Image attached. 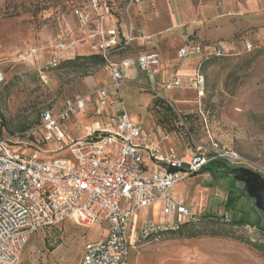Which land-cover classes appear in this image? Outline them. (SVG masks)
<instances>
[{
	"label": "rangeland",
	"instance_id": "rangeland-1",
	"mask_svg": "<svg viewBox=\"0 0 264 264\" xmlns=\"http://www.w3.org/2000/svg\"><path fill=\"white\" fill-rule=\"evenodd\" d=\"M90 1L0 0L3 135L21 141L13 145L15 151L31 156L39 149L42 160L68 157L73 162L69 152L54 141H42L41 115L44 111L58 114L69 100L110 83L104 65L61 66L66 59L98 53L102 28L116 24L126 31L133 27L136 39L128 53L155 50L162 55L166 75L159 81L160 88L182 63H192L187 61L190 58H177L186 39L222 42L228 50L224 55L202 61L205 96L201 99L190 89L192 77L185 78L182 88L162 90L174 100V107L156 97L148 74L140 73L121 88L126 114L147 132L160 126L173 134L178 122L174 108L181 110L192 139L189 134L174 135L176 152L191 154L198 144L209 148L207 141L213 137L244 159L227 163V170L236 173L227 174L209 164L182 179L174 195L194 208L200 221L185 234L144 244L131 252L128 264H264V254L253 245L264 246V189L255 175L264 179V0H107L110 14L93 10L89 21L82 22L77 10ZM64 43L71 47L58 48ZM174 94L182 106L175 103ZM95 118L92 109L63 126L76 134ZM116 148L107 146L106 153L112 155ZM137 217L138 226L146 220L175 222V216L163 214L161 201L139 210ZM235 220L241 222L234 225ZM189 232L199 236L186 237ZM109 233L106 221L86 227L66 220L32 235L18 264H79L85 246L105 240Z\"/></svg>",
	"mask_w": 264,
	"mask_h": 264
},
{
	"label": "built area",
	"instance_id": "built-area-1",
	"mask_svg": "<svg viewBox=\"0 0 264 264\" xmlns=\"http://www.w3.org/2000/svg\"><path fill=\"white\" fill-rule=\"evenodd\" d=\"M100 9L101 15L110 14L107 0H91L79 7L77 13L82 22H87L91 12ZM133 32V27L125 31L116 24L98 31L103 36L98 53L105 59L111 81L97 88L96 118L89 125L80 126L76 134L63 126L65 121L89 113V96L69 100L58 114L44 111L41 115L42 141H54L61 150L69 152L73 162L68 157L42 160L39 149L31 156L15 151L13 145L21 141L3 135L0 129V264H18L32 235L66 220L86 227L99 221L109 224V236L88 243L79 264H128L132 251L177 232L185 223L200 221L194 208L174 195L175 186L182 179L215 160L229 164L243 162L236 150L220 146L213 137L207 141L209 148L198 144L193 155L181 157L174 148L165 154L161 141L168 134L164 129L157 126L145 135L142 125L129 119L121 95L129 70L137 68L152 73L161 62L158 51L127 52L136 39ZM69 47L64 43L58 48ZM246 47L253 46L247 42ZM215 55H224L221 46L192 40L178 50L182 60ZM185 83L184 77L177 76L164 88H182ZM194 87L201 99L205 95V76L200 67ZM153 90L156 97L174 106L161 90L155 87ZM109 107L115 112L107 115ZM178 117L183 122L179 113ZM110 145L117 146L112 155L106 153ZM158 201L162 202L163 214L175 216V222L146 220L135 228L137 212Z\"/></svg>",
	"mask_w": 264,
	"mask_h": 264
},
{
	"label": "crops",
	"instance_id": "crops-1",
	"mask_svg": "<svg viewBox=\"0 0 264 264\" xmlns=\"http://www.w3.org/2000/svg\"><path fill=\"white\" fill-rule=\"evenodd\" d=\"M189 40H192V41H195V42H199V43H202V44H206V45H212V46H214V47H217V46H221L222 48H223V50H224V53H225V51H228L223 45H222V42H218V43H215V42H212V41H205V40H202V39H198V38H188V39H186L180 46H179V48L181 47V46H183L186 42H188ZM149 51H155V50H147V51H141V52H139V53H142V52H149ZM135 54V53H134ZM177 58H178V60L179 61H183L182 59H180L179 58V56H178V52H177ZM205 59H207L206 57H204V56H193V57H191L189 60H187V61H189V62H192L191 64H186V63H182V65H181V69L180 70H178V72L172 77V79L173 78H175V77H177V76H181V77H184V78H189V77H192V79H194L195 78V74H196V71H197V69L199 68V67H201V65H202V61H204ZM104 66H105V64H103ZM103 65H100L101 67H103ZM194 66V67H193ZM192 70H193V75H192ZM140 73H144V74H148L149 75V77H150V79H151V84H150V86L152 87V89L155 87V88H157L158 90H163V89H165L164 88V86H165V84L167 83V82H169V81H171L172 79H170V80H168L167 82H163L162 83V87L160 88V87H158V84H159V81H160V79L163 77V76H165L166 75V72H164V66H163V57H162V55H161V62H160V66L157 68V70L155 71V72H152V73H150V72H144V71H141V70H139V69H137V68H131L130 70H129V78L127 79V81L126 82H128L129 81V79H137V77H138V75L140 74ZM108 75V74H107ZM103 76V75H102ZM100 77V76H99ZM108 77V76H107ZM92 79L93 80H95V77H92ZM105 85H107V84H105ZM101 86H103V85H101ZM98 88V87H97ZM97 88L94 90V91H88V93L86 94V95H84V96H89V98L91 99V103H90V105H89V107H88V109H89V111L91 112V110L92 109H94V101L98 98V94L96 93V90H97ZM175 89H178V88H175ZM175 89H172V90H175ZM190 89H194L195 90V93H196V96H197V91H196V88L193 86L192 88H190ZM166 91H169V90H167L166 89ZM165 93V92H164ZM179 94H181V93H179ZM205 96V95H204ZM166 99L167 100H169L170 102H173L174 100H170L169 98H167L166 97ZM174 99L177 101V102H175V103H179L181 106L183 105V102L182 101H180V100H177L178 98H176V95L174 94ZM174 107V106H173ZM174 111H175V113H176V115L178 116V113L181 115V117H182V119H183V122H181L182 120L178 117V122L176 123V128H175V130L173 131V134L171 133H169L168 132V130L166 129V128H162V129H164L166 132H167V134H168V138L167 139H162V146H163V152L165 153V154H168V152H169V149L170 148H175V144L176 143H178V142H176V139H175V137H174V135L176 136H178L179 134H185V136H187L188 134H189V136H190V138L192 139V137H191V135H192V132H191V130H190V127L188 126V124H186V122H185V120H184V118H183V115L181 114V110L179 111V110H177V109H175L174 108ZM115 112V110H114V108L113 107H109L108 109H107V115H110V114H113ZM183 123V124H182ZM154 126V125H153ZM153 126H151V128L153 127ZM151 131V130H150ZM149 131V132H150ZM149 132H147L146 130H144V134L145 135H148L149 134ZM178 152V151H177ZM195 152H193V153H191V154H189V153H186V154H184V153H182V152H178V155L179 156H181V157H183V156H189V155H193ZM227 163V162H226ZM177 186V185H176ZM176 186H175V188H176ZM174 192H175V189H174ZM180 197V196H179ZM178 197V198H179ZM181 200H183V201H185L184 199H181ZM175 218V217H174ZM138 220V217H137V215H136V217H135V219H134V227L135 228H140L141 226H142V224H141V226H138L137 225V221ZM133 252V251H132Z\"/></svg>",
	"mask_w": 264,
	"mask_h": 264
},
{
	"label": "trees",
	"instance_id": "trees-1",
	"mask_svg": "<svg viewBox=\"0 0 264 264\" xmlns=\"http://www.w3.org/2000/svg\"><path fill=\"white\" fill-rule=\"evenodd\" d=\"M105 64V59L103 56L99 53H93L90 55H79L71 59H66L61 62L62 67H72V68H79V69H87L88 67H97L100 65ZM0 129H3V126L0 122ZM211 165L218 166V169L224 173L231 174L236 173L234 169H231V171H228L229 168L228 164L223 160H215L209 163ZM208 164V165H209ZM207 166H205L203 169H206ZM203 169L201 171H203ZM235 222H241L239 220H235L233 224L235 225ZM198 222H188L182 225V227L177 231L170 233L166 236H172L175 234H185V230H191L195 225H197ZM199 236L196 232H189L187 233L186 237H197ZM254 247H256L258 250H260L264 254V246H260L259 244H253Z\"/></svg>",
	"mask_w": 264,
	"mask_h": 264
},
{
	"label": "water",
	"instance_id": "water-1",
	"mask_svg": "<svg viewBox=\"0 0 264 264\" xmlns=\"http://www.w3.org/2000/svg\"><path fill=\"white\" fill-rule=\"evenodd\" d=\"M243 168H240V170H242ZM239 170V169H238ZM253 173V172H252ZM254 174V173H253ZM256 175V177L257 178H259L260 179V181H261V184H262V188L264 189V179L260 176V175H257V174H255Z\"/></svg>",
	"mask_w": 264,
	"mask_h": 264
}]
</instances>
